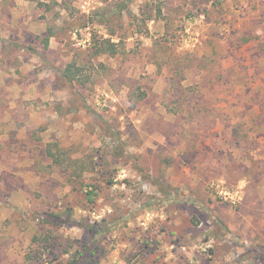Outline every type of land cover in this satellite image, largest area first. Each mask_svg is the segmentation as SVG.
Segmentation results:
<instances>
[{
  "label": "rangeland",
  "instance_id": "374dc122",
  "mask_svg": "<svg viewBox=\"0 0 264 264\" xmlns=\"http://www.w3.org/2000/svg\"><path fill=\"white\" fill-rule=\"evenodd\" d=\"M72 261L264 264V0H0V264Z\"/></svg>",
  "mask_w": 264,
  "mask_h": 264
},
{
  "label": "trees",
  "instance_id": "16d2710c",
  "mask_svg": "<svg viewBox=\"0 0 264 264\" xmlns=\"http://www.w3.org/2000/svg\"><path fill=\"white\" fill-rule=\"evenodd\" d=\"M48 37H51V35H48ZM47 40V39H46ZM117 45L112 43L110 40H103L102 43L99 45H95V54H105L108 53L112 56L117 54ZM83 76V72L81 68L76 66L75 64H68L65 69L61 72V77L68 83H79L80 78ZM46 157L51 159V162L60 168H63L65 171L70 172L71 170L73 173H71V177L76 179L79 175V172L76 170L83 169V166L85 163H82L77 160H72L66 150L60 149L57 144H48L46 147ZM77 163H80L79 166H77ZM73 165L76 166L75 169H73ZM72 168V169H71ZM87 195L90 197V201L92 203V198L96 196V194L93 191H88ZM80 258V257H79ZM76 261V260H75ZM75 261H72L70 264H76Z\"/></svg>",
  "mask_w": 264,
  "mask_h": 264
}]
</instances>
